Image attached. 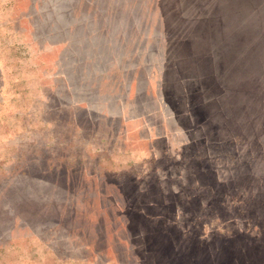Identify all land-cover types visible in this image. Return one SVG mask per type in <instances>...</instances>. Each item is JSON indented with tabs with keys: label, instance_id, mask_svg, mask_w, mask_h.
<instances>
[{
	"label": "rangeland",
	"instance_id": "374dc122",
	"mask_svg": "<svg viewBox=\"0 0 264 264\" xmlns=\"http://www.w3.org/2000/svg\"><path fill=\"white\" fill-rule=\"evenodd\" d=\"M0 264H264V0H0Z\"/></svg>",
	"mask_w": 264,
	"mask_h": 264
}]
</instances>
